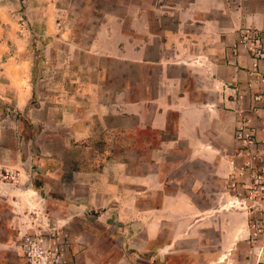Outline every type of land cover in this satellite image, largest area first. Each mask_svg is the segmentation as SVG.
<instances>
[{
    "label": "rangeland",
    "instance_id": "374dc122",
    "mask_svg": "<svg viewBox=\"0 0 264 264\" xmlns=\"http://www.w3.org/2000/svg\"><path fill=\"white\" fill-rule=\"evenodd\" d=\"M8 1L14 2L12 12L18 16L15 28L28 38L31 61V72L24 79L17 68L11 69V79L17 85L30 80L36 92L26 108L20 109L13 94L0 91V261L25 264L26 237L67 232L74 251L98 246L103 264H114L126 250L144 248V241L122 240L129 233L144 235V227L134 226V218L145 219L144 211L137 207L163 206L165 199L167 208L175 201L171 195L163 199L164 195L146 192V176L156 173L160 163L147 161L146 116L130 114L131 102L136 98L146 101L148 71L146 62L131 59L150 58L145 43L148 31L166 27L177 42L183 30L202 32L209 21L213 22L211 28L217 27V20L223 25L220 6L235 8L247 2L264 9V0H0V7ZM3 14L0 8V17ZM50 17L54 27L66 33L47 36L44 28ZM212 36L201 35L203 40ZM156 52L154 48V56ZM176 52V48L168 50L170 56ZM177 69L171 66L172 73ZM158 70L160 73L161 68ZM83 77L97 85L98 98L94 99L97 102L86 100L91 120L85 125L90 135L81 138L76 134L80 125L57 126L54 112L45 111L49 103L44 101L56 99L63 87L72 88ZM81 102L75 99L71 105ZM248 120L252 121L242 118L239 125ZM238 126L234 137L239 160L232 174L212 177L204 163L195 170L186 164L185 173L182 169L175 174L184 180L186 196L202 209V217L224 220L233 214L235 222L249 217L264 236V177L255 176L262 163L241 154ZM67 140L73 143L65 145ZM51 158L60 168L53 179L40 172L51 168ZM82 170L89 178L74 177L73 173ZM159 175L154 179L161 180ZM195 183L201 193H193L198 187ZM45 185L48 191L36 192ZM108 201L112 204L107 207ZM246 206H253L252 211ZM203 232L219 233L218 229ZM85 263L90 264V259Z\"/></svg>",
    "mask_w": 264,
    "mask_h": 264
},
{
    "label": "crops",
    "instance_id": "0c3cea01",
    "mask_svg": "<svg viewBox=\"0 0 264 264\" xmlns=\"http://www.w3.org/2000/svg\"><path fill=\"white\" fill-rule=\"evenodd\" d=\"M13 3L8 1L0 7L4 11L0 17V91L13 94L17 108L23 109L36 91L30 80L25 79V83L17 85L11 79V69L17 68L23 79L31 72L28 38L15 28L18 16L12 12ZM220 8L221 14L225 15L223 25L217 20V27L211 28L213 22L209 21L202 32L183 30L178 34L177 42H174L176 37L170 38L172 31L160 26L147 32L146 56L150 58L146 61L138 57L131 59L135 63L146 62L148 71L145 75L146 101L136 98L131 102L130 114L146 116L145 142L150 155L147 161L160 163L156 173L146 176V192L164 195L163 199L171 195L175 201L168 203L167 208L165 199L161 202L163 206L147 204L144 210L137 207L144 211L145 219L134 218L133 222L134 226L144 227V235L129 233L122 240L144 241V248L126 250V255L114 264H264V236L254 228L253 222H249V217L238 222L233 214L224 220L212 215L202 217V209L186 196L184 180L175 174L182 169L185 173L186 164L195 170L204 163L212 177H228L239 160L234 134L240 120L250 117L260 132L264 127V101L254 99L264 89L257 74V64L264 67V58L252 50L254 39H250L257 34L264 39V9L247 5V2L235 8L226 5ZM48 20L49 25L44 28L47 36L66 33L63 28L54 27L51 17ZM210 33L213 36L203 40L201 35ZM154 48L156 56L153 55ZM174 48L177 52L170 56L168 50ZM171 66L178 67L177 73H172ZM158 68H161L160 73ZM75 83L72 88L63 87L56 99H45L44 102L49 103L45 105V111L54 112L53 120L57 126L80 125L76 134L84 138L90 135L86 120H91L86 100L97 102L94 99L98 98V87L86 77ZM75 99H80L82 104L71 105ZM96 112L99 114L98 109ZM138 128L135 129L138 131ZM64 143L70 145L73 142L67 140ZM149 151L153 152L152 159ZM49 163L51 168L40 172L45 178L58 177L56 173L60 168L56 160L51 158ZM158 173L161 180L154 179ZM73 175L78 179L89 178V173L83 170ZM150 178L154 179L152 185L148 181ZM78 184L84 185L83 181ZM195 184L194 187H198L193 193H201L200 186ZM85 185L90 191L88 181ZM36 190L42 194L48 187L45 185ZM109 193L103 191V194ZM110 203L108 201L106 206ZM246 208L252 211L253 206ZM118 219L125 222L122 216ZM216 228L217 234L203 232ZM98 248L84 246L78 253L71 247V257L77 264H86L87 259L90 264H103ZM0 264L6 263L0 261Z\"/></svg>",
    "mask_w": 264,
    "mask_h": 264
},
{
    "label": "built area",
    "instance_id": "2783aa9c",
    "mask_svg": "<svg viewBox=\"0 0 264 264\" xmlns=\"http://www.w3.org/2000/svg\"><path fill=\"white\" fill-rule=\"evenodd\" d=\"M250 39H254L252 50L254 52L257 51V56L264 58V39L259 34L251 36ZM257 74L259 81L264 86V67L262 65L258 66L257 64ZM254 99L258 102L264 101V89ZM254 110H258L256 105ZM237 139L242 146L241 154L249 158L252 162L258 161L262 163L256 171L255 176L263 178L264 127L260 132L252 121H245L238 126ZM260 147H263V149L261 150ZM71 243L72 238L67 232L53 233L49 236L42 237L28 236L24 239L23 248L25 264H73V259L70 255Z\"/></svg>",
    "mask_w": 264,
    "mask_h": 264
}]
</instances>
